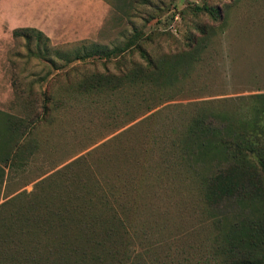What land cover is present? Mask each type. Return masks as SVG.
<instances>
[{
	"label": "trees",
	"instance_id": "obj_1",
	"mask_svg": "<svg viewBox=\"0 0 264 264\" xmlns=\"http://www.w3.org/2000/svg\"><path fill=\"white\" fill-rule=\"evenodd\" d=\"M196 10L211 19L217 14L207 7ZM28 35L49 44L34 29L11 31L14 39ZM84 41L76 42L80 48L51 54L61 65L111 56L112 50L86 49ZM149 64L118 74H85L70 87L77 97L133 91L145 103L154 80ZM230 100L195 102L169 135L160 130L142 135L157 152L150 155L166 157L163 162L123 164L122 136L116 134L37 176L32 192L8 199V174L29 161L32 130L0 113V264H264V93L236 97L238 108L256 103L249 121L224 109ZM149 103L143 104L147 111ZM103 151L109 155L99 157ZM184 175L197 186L183 206L187 217L158 219L152 208L166 197L158 199L155 192L168 184L172 192L176 183L187 190ZM183 200L173 207H182Z\"/></svg>",
	"mask_w": 264,
	"mask_h": 264
},
{
	"label": "rangeland",
	"instance_id": "obj_2",
	"mask_svg": "<svg viewBox=\"0 0 264 264\" xmlns=\"http://www.w3.org/2000/svg\"><path fill=\"white\" fill-rule=\"evenodd\" d=\"M105 1L109 11L101 31L81 43L86 49L112 50L107 59L90 57L61 65L51 49L80 48L79 43L48 44L34 35L14 39L0 31V113L22 120L23 130H32L33 140L29 161L8 174L7 199L32 192L31 181L37 176L58 169L116 134L122 136L125 157L118 158L123 164L163 162L166 157L150 155L157 152L145 138L155 130L169 135L190 112L188 105L229 98L224 109L236 120L249 121L250 107L256 103L244 102L238 108L236 97L264 93V0ZM201 7L216 10V16L211 19L196 10ZM134 38L131 46H125ZM147 60L154 80L144 95L145 103L133 91L77 97L70 87L82 75L118 74L144 68ZM49 62L59 69L52 70ZM147 102L152 106L149 111L144 106ZM103 153L109 155L103 151L98 156ZM184 176L187 190L176 183L172 192L169 184L155 192L158 199L166 197L152 208L158 219L176 222L182 214L183 220L187 217L183 206L189 205L197 186ZM182 198L187 200L181 202L182 207H173Z\"/></svg>",
	"mask_w": 264,
	"mask_h": 264
},
{
	"label": "crops",
	"instance_id": "obj_3",
	"mask_svg": "<svg viewBox=\"0 0 264 264\" xmlns=\"http://www.w3.org/2000/svg\"><path fill=\"white\" fill-rule=\"evenodd\" d=\"M108 11L105 0H0V31L29 28L50 44H72L96 36Z\"/></svg>",
	"mask_w": 264,
	"mask_h": 264
}]
</instances>
